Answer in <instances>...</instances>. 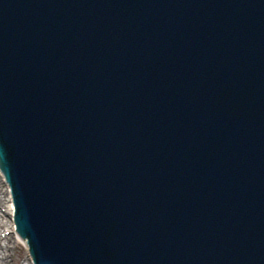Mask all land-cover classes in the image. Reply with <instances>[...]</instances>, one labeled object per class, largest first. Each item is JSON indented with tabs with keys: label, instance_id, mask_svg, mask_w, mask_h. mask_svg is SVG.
I'll use <instances>...</instances> for the list:
<instances>
[{
	"label": "water",
	"instance_id": "water-1",
	"mask_svg": "<svg viewBox=\"0 0 264 264\" xmlns=\"http://www.w3.org/2000/svg\"><path fill=\"white\" fill-rule=\"evenodd\" d=\"M95 1H96L94 5L95 10H97L98 7H99V10H97V13L94 11L93 12L94 15H91L89 17V21L87 25H96L99 22L104 21V20L112 21L113 13L114 12L116 13L118 8H120L121 11L124 13L121 16V23L126 24L127 30L124 33H121L120 31L119 35L125 39L131 37L133 35L132 34L133 31H135L134 32L135 35H137V33H141L140 31L146 25L141 22L142 17L143 18L152 17L150 18L152 19L150 20L151 21L150 24L155 25L158 28H161L159 24H156L154 21V18H155L154 14L160 5V0H154L152 2H149L147 0H95ZM211 1L212 0H202V2L205 5L209 6L208 10L211 13V15L216 16L218 15V10L220 9L219 8L220 6L219 4L217 6H212ZM219 1L222 6V9L223 8L225 9L223 5V0H219ZM182 2L184 3L183 5H187V3H185V0H182ZM248 2L253 7L248 9L246 12H244L243 17L247 19L249 13L252 11V12H255L256 15H258L264 20V0H248ZM231 3L233 6H236L237 8H239L237 9L239 13H242V11L245 9L247 5L246 0H231ZM183 5H177V8H173V7L171 8L175 10H180ZM103 7H106V8H103ZM119 21L120 19L118 21H113L112 25L117 26ZM100 31L106 32V29H100ZM66 33H69V32L66 31ZM99 33L100 32H98V34ZM166 33L168 32L166 31ZM166 33H165V37L168 38L167 40H171L172 38ZM73 35L76 36L77 34L75 33ZM48 37L49 39H44V41L47 44L52 43L50 38H53V42L56 44L59 42L58 39L53 34L49 35ZM83 38L87 39L88 33L87 34L85 33ZM211 38H214V36L212 35V33L209 34L207 32V40L208 39L211 40ZM199 40L202 43L204 41V38H201ZM1 44H3V41L0 39V45ZM98 46H99L100 51L97 49L94 52H92V48L88 46L85 49L86 53L83 52L77 55V52L75 50V52L73 53L69 52V55L73 56L72 60L75 58L76 55H77L76 56L77 60L87 59V58L89 59L90 54L97 55L98 57L97 59H99L102 56L106 55V52H105L106 47L109 50L111 49V46L106 41V39L101 40V42L98 43ZM70 48L75 49L72 46ZM65 50H68L67 46L65 47L58 46L57 52L48 53L49 55L48 58L50 60V64L52 65V68L50 70H47L45 68L40 70V74L44 76V80L47 83L48 81H50V79L54 77H58L62 83V86L58 89L48 90L49 91L48 94L43 95L47 98L45 99L44 106L42 102H39L41 107H38L37 110L42 113V119L40 121L38 128L36 129V132L40 136L39 143L42 145L40 147L42 151H48L49 149L51 153L57 154L59 157H62L63 159H67V160L69 159V157L66 155L67 151H71V154H76L78 151L81 157L83 153L87 152V150L85 151L80 150L81 145H83L82 143L78 142L80 141V138L78 141L76 140L74 142L68 138L63 139L64 133H63V130L59 126H56L53 128H47V126H44L46 123L51 122L53 125H56V121H60L62 118H64V124L67 127H69L73 132H76V134H79V132L82 133L84 131V132L90 133L89 134L90 138H92V135H98L97 138H94L92 140L86 139V146L88 150L93 154V157L92 158L88 157L89 164L83 165V166L85 168H88V170L91 172L92 167L95 165H101L104 159L108 158L109 160L113 161L114 158L117 159L121 153L119 150V147L116 146L114 143H112L111 138H109L110 132L108 131V128L112 124L111 120L115 116V112L112 111L113 109H109L110 100L108 99L106 95H102L99 97L94 96V88L98 86L99 83H102V84L104 83L102 81L101 72L102 70H108L111 75V78L107 83H110V81L113 80L114 77H117V81L114 83V86H111L109 88L112 91L111 92L112 95L114 96L117 93V88L120 90V88L124 84H126L125 82H123V80L127 78L126 73L131 74L133 70L131 65H128L127 67H122L121 65H126L125 61L127 62L133 61L134 57L125 55V52H118L117 56L123 55V57L117 58L114 56V59L112 60V64L109 67H106L107 66L106 63H105L106 66L98 64L97 68H95L94 66H89L86 69L81 70L78 73V75L75 77L74 75H70L69 69L66 70L67 68H69V65L68 67L63 66L57 60H55V57L57 56V54ZM113 53H114L113 51L110 52V54H113ZM2 55H3V52L0 50V71L2 73L9 72L11 70V67L13 66L18 67L22 63L27 64L28 72L36 71L38 73V71L36 70V67H34L35 63L31 67L28 64V60H24L22 63H19V60L8 61L7 60L8 57L1 58ZM66 59L69 61L70 57ZM260 59H261V55H259L258 58L256 59L258 63H260L259 62L261 61ZM115 62H117V67H115L114 65L116 64ZM74 66H77V63H75ZM22 68H24V66ZM54 70L55 72H53ZM64 73L67 74L69 77H64ZM80 75L82 76L80 77ZM147 80L148 79L144 77L142 74L136 78V81L138 83H144ZM23 86L25 85L23 84ZM26 90H27V85H26ZM127 91L129 92L132 91V88L128 87ZM74 98L79 99L80 103L75 106H72V100ZM261 100H257L255 103L260 104V108H263L264 101L262 102ZM119 102L120 103H117V105L119 107L118 110H120V112L116 110L117 112L116 116L123 122V124L125 126H128V124L130 127L132 126L133 129L131 130H135L138 135H140L141 133H144V134L150 133L146 125L147 118L143 121H137L136 119H134L135 117L134 113H130L129 114L130 117H127V114L121 113V111L123 110V106L121 105V101ZM17 106L18 104L16 101L11 102V103L0 101V111H5L7 114V119L3 127V133H2V138L7 143L0 142V148L10 149L13 153L14 151L16 153L19 151V146L17 144H19L20 136L23 132H19V133L15 132L12 134L11 130L12 129L16 130L17 127H23L25 128L24 132L27 133L29 131V123H30V119L28 118L31 117L30 112L26 110V108L29 109L28 108L29 106H26L25 104L24 105L22 104L18 108ZM250 106H251L250 109L254 110L255 106L254 105H250ZM23 108H25V110ZM50 111H54L55 114L51 116ZM57 115H58V118L55 120H52L53 118H56ZM18 117H21L23 122H25L26 120V123L28 124L24 123L21 126H18L17 124ZM76 121H79L80 125H78L77 127H74ZM83 123H85V125L89 124L90 127L81 128V126H83ZM116 125L117 124H115L112 127V129L113 128L115 129L114 136H116L117 132H119L121 129V128L117 129L119 125L118 126ZM91 128L92 130H89ZM103 136H104V139H103L104 144L109 143V147L106 148L105 150L102 147L99 150L98 155H96V150L98 149V146H96V144H99V145L101 144L100 137H103ZM159 139H162V137H158V140ZM145 140L155 141V138L147 137L145 138ZM29 143H30L29 145L33 148L34 152H36L35 150H39V147L34 145L32 141H30ZM53 145H57L60 148V150H65L64 153L66 154H64L63 152H60L58 149H55V148L51 150V147ZM113 147L114 149L112 153L111 149ZM4 160H6V164L8 165L9 163H11V168H9V171L20 172L21 168L18 169L15 165L13 167L12 164L14 162H11L10 158L4 159ZM78 161L79 160L77 158H73L72 160L68 162H76L75 164H77ZM131 161L133 162L132 159ZM120 162L122 163L124 162V156H121ZM75 164H74V167L70 169H67L64 167L65 173L59 170L54 171V177H50L48 175V178H49L48 180L39 181L37 188L34 190V195L36 197L38 196L44 197L48 195L47 193L49 191L54 190L56 186H62V185L70 186L71 189L74 190L76 184L80 180L79 171L81 170V167H82L81 163L77 165ZM89 171L85 172V177L90 175ZM111 175L115 178H120L122 176L120 172H115ZM83 177L84 176H81V179ZM93 178L95 179L96 177H93ZM88 183H89V180H88ZM87 186H89V184H87ZM19 190L20 188L16 187L15 193H18ZM95 190H98V189L96 188ZM59 195L60 196L68 195L67 200L71 201L69 203L73 207L82 206L83 209L95 210L93 207L94 201L92 205H89L90 206L89 208L87 207V205H85V202H88V198L85 196H88L89 198L94 199L92 195H87V192H86V195L80 199L79 197L76 198V196L66 193L64 189L60 192ZM53 198L54 196L49 202L42 203V206L37 211H33V208L30 206L23 208V209L30 208V212L24 213V224H26L32 212H34L36 216L44 215L46 214L48 207L53 208L55 205L53 203ZM96 208H98V204H96ZM92 216H96V214ZM70 225L71 223L69 224L68 227L72 226ZM160 226H161V223H160ZM118 227H120V225L117 224L116 221L114 222L113 225H112V222L110 224H105L103 228L100 230V233L93 236L92 238H89L86 235L87 232L82 228V224L77 226V228H80V231H79L80 234L78 238L82 240L83 244H76V246L83 248L82 258L87 259L88 264H129V262L131 261L137 262L136 264H156L157 263L154 258L155 251L151 252V250L146 247H144L143 249H139V247H135V248L130 247L131 249L127 248L125 246L126 239L118 235V231H117ZM112 229L116 230L114 234H110V231ZM162 232L163 230L159 229L157 232V236L154 238H152L151 235L145 236V239L146 241L148 240L147 241L148 243L144 242L143 244H150V243L151 244H165V242L160 241V238H162L163 235H165V233H162ZM153 240L155 241V243H153ZM142 255H144V257ZM137 258H139L140 261L137 260Z\"/></svg>",
	"mask_w": 264,
	"mask_h": 264
},
{
	"label": "bare ground",
	"instance_id": "bare-ground-1",
	"mask_svg": "<svg viewBox=\"0 0 264 264\" xmlns=\"http://www.w3.org/2000/svg\"><path fill=\"white\" fill-rule=\"evenodd\" d=\"M13 215L14 205L11 193L0 173V264H14L15 254L12 253L13 250L8 246V243H10V246H16L14 249L16 252L17 245L21 242L16 233ZM1 234H5L4 241ZM22 244H25V242H22ZM26 264H31L29 258L26 259Z\"/></svg>",
	"mask_w": 264,
	"mask_h": 264
},
{
	"label": "rangeland",
	"instance_id": "rangeland-1",
	"mask_svg": "<svg viewBox=\"0 0 264 264\" xmlns=\"http://www.w3.org/2000/svg\"><path fill=\"white\" fill-rule=\"evenodd\" d=\"M10 243H8V246L11 248L12 253L15 254V258H14V264H26V256H27V251L26 249L20 245V244H16L18 246V249H16V252H15V247L14 245H9ZM6 245V244H5ZM13 264V263H12Z\"/></svg>",
	"mask_w": 264,
	"mask_h": 264
}]
</instances>
